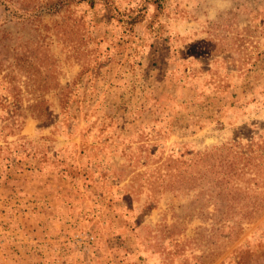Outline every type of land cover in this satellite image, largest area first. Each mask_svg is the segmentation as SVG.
<instances>
[{"label": "rangeland", "instance_id": "374dc122", "mask_svg": "<svg viewBox=\"0 0 264 264\" xmlns=\"http://www.w3.org/2000/svg\"><path fill=\"white\" fill-rule=\"evenodd\" d=\"M263 194L264 0H0V264H264Z\"/></svg>", "mask_w": 264, "mask_h": 264}, {"label": "trees", "instance_id": "16d2710c", "mask_svg": "<svg viewBox=\"0 0 264 264\" xmlns=\"http://www.w3.org/2000/svg\"><path fill=\"white\" fill-rule=\"evenodd\" d=\"M224 146V147H223ZM223 148H219L216 146H212L210 148H206L205 150L198 151L194 156L191 157L190 161L179 159V158H168L167 163L168 165L174 164L177 167L181 166L183 167V170H176L175 172L169 171L167 174L172 181V185H175V187L179 188H187L189 186L197 189L198 193V199L199 196H202L204 198V207H202L200 210L205 211L206 206L208 204H212V199L214 197V190H218V195H229V192L227 191L229 189L230 180H229V173L226 171L227 169V163L229 162V152L227 151L228 147L223 145ZM245 154V152L242 153V155ZM242 159H245V157H242ZM239 162V161H238ZM243 173V168H241ZM247 179L243 177L240 178V181H246ZM245 183V184H246ZM216 187V188H215ZM232 187L235 188L237 191L238 196L240 197L242 194L249 192L250 185H243L239 182H235L232 184ZM264 196V194H263ZM219 199V198H218ZM228 207L231 208L232 205L228 204ZM200 212V214L205 215L203 212ZM217 208H215L214 215L217 216V218H210L215 222L216 224L224 223L227 221H230L233 218H221L216 214ZM264 212V203H259L255 206H253L252 210L249 211V214L251 213H257L262 214ZM244 219V221L242 220ZM257 218H241V220H237V225L232 226V228H241V225L243 222H250L252 220H255ZM247 252V251H246ZM239 257H242L238 263H243V256L245 255V252H239Z\"/></svg>", "mask_w": 264, "mask_h": 264}]
</instances>
